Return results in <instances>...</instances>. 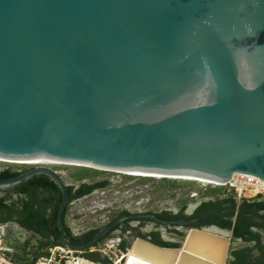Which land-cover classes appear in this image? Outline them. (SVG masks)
Masks as SVG:
<instances>
[{"label":"water","instance_id":"95a60500","mask_svg":"<svg viewBox=\"0 0 264 264\" xmlns=\"http://www.w3.org/2000/svg\"><path fill=\"white\" fill-rule=\"evenodd\" d=\"M0 158L264 183V0H0ZM40 175L61 243L92 246L64 239L54 170L0 192ZM202 219L177 224L179 248L137 238L125 264H224L230 239Z\"/></svg>","mask_w":264,"mask_h":264},{"label":"flooded vegetation","instance_id":"af4514ba","mask_svg":"<svg viewBox=\"0 0 264 264\" xmlns=\"http://www.w3.org/2000/svg\"><path fill=\"white\" fill-rule=\"evenodd\" d=\"M25 170L9 171L19 175ZM4 171L7 170H0V174ZM61 180L67 191V203L61 215L64 239L73 245L88 244L99 234H103L86 249L101 244L105 246L112 244L114 247L116 243L117 248L123 249L129 244L132 246L137 238L164 248H179V241L172 242L165 234L175 233L181 236L183 230L188 227L177 225L178 223L203 218L195 228L220 229L230 239L224 264H264V196H258L253 200L238 196L203 199L181 210L169 209L155 214H137L124 209L104 223L88 227L89 221L97 220L86 219L83 222L84 226L77 227L69 224V207L95 195L103 188L105 182L78 180L69 183L62 177ZM0 199L8 206L7 209L0 210V226L3 227V232L13 235L17 233L24 243L31 242L35 247L78 251L61 243L58 211L62 193L50 178L43 175L35 176L5 190ZM93 211L98 213L101 210L94 208ZM97 216L101 218V215Z\"/></svg>","mask_w":264,"mask_h":264},{"label":"rangeland","instance_id":"374dc122","mask_svg":"<svg viewBox=\"0 0 264 264\" xmlns=\"http://www.w3.org/2000/svg\"><path fill=\"white\" fill-rule=\"evenodd\" d=\"M25 169L26 167L16 169L0 163L1 171H23ZM53 170L58 172L69 183H74V181L78 180L105 182L103 188L95 195L69 207V224L77 227L84 226L83 222L86 219L97 220L93 222L89 221L88 227L94 224H100L101 222L104 223L107 219L115 216L117 212L124 209H129L137 214H155L169 209L181 210L193 206L203 199H218L226 196L237 197L234 191L228 193L223 190H215L212 187L206 188L198 185L182 184L180 182L178 184L155 180L127 179V177L117 174L95 173V171L67 166L57 167ZM2 195H4V191L0 192V196ZM94 208L100 209L101 211L96 213L93 211ZM97 214L101 215V218ZM165 236L172 242H182L184 240V234L178 236L175 233H169L165 234ZM3 237L5 248L9 250V252L5 253L4 257L5 262L8 264H37L39 262L49 264L51 259L55 260L53 264H58L61 256L64 257L62 264H67L69 261L68 258H82L94 264H117L122 260L119 264H123L124 257L129 248H131V244L123 249L117 248V245L112 247L111 244L109 246L101 244L83 251H73L67 248L60 250L59 248L35 247L32 246L31 242L24 243L23 239L17 233L13 235V233L7 234L4 232ZM69 252L70 254L68 255Z\"/></svg>","mask_w":264,"mask_h":264},{"label":"bare ground","instance_id":"6f19581e","mask_svg":"<svg viewBox=\"0 0 264 264\" xmlns=\"http://www.w3.org/2000/svg\"><path fill=\"white\" fill-rule=\"evenodd\" d=\"M0 163L6 164V165H8L10 167H13V168H16V169L17 168L18 169L19 168H25V167L26 168H32V167H35V166H44V167L50 168L52 170L55 169V168H57V167H63V166L76 167V168L86 169V170H90V171H95V173L96 172H100V173L117 174V175H120V176L127 177V179L128 178H131V179L134 178V179H137V180H155V181H160V182L164 181V182L178 183V184L180 182L182 184L198 185V186H203V187H206V188H208V187H212L213 188L214 186L223 185V183H220V182H214L212 180H207V179L198 178V177L164 175V174H150V173H139V172L126 171V170L125 171H122V170L121 171H119V170H105V169H100V168L93 167L91 165L78 164V163H74V162L30 161V160H19V159L0 158ZM134 184H136V183H134ZM262 184L264 185V183H262ZM116 245H117V243H116ZM61 249L62 248H60V250ZM181 250H182V248L179 249L178 253ZM0 252H9V250H7L5 248L4 242H3L2 247L0 248ZM69 254H70V252L68 253V255ZM130 255L131 254H130V248H129L127 254L124 257L125 260L123 261V264H125L127 258ZM68 259H69V261H68L67 264H79L80 262H83V261L84 262H88L90 264H94V263H92V262H90V261H88L86 259H82V258H78V259H70V258H68ZM120 262H122V260H120L117 264H119ZM2 263H3V259H0V264H2ZM39 264H47V263L39 262Z\"/></svg>","mask_w":264,"mask_h":264},{"label":"built area","instance_id":"2783aa9c","mask_svg":"<svg viewBox=\"0 0 264 264\" xmlns=\"http://www.w3.org/2000/svg\"><path fill=\"white\" fill-rule=\"evenodd\" d=\"M213 189L227 191L228 193L234 191L238 197H242L247 200H253L258 196H264V185L262 184V182L257 178L242 174L235 175L231 181L223 183V185L214 186ZM3 236V227L0 226V248L2 247L4 242ZM5 253L6 252H0V259H3L2 264H8L4 260ZM63 258L64 257H60L58 264L63 263ZM54 261V259H51L49 261V264H53Z\"/></svg>","mask_w":264,"mask_h":264},{"label":"trees","instance_id":"16d2710c","mask_svg":"<svg viewBox=\"0 0 264 264\" xmlns=\"http://www.w3.org/2000/svg\"><path fill=\"white\" fill-rule=\"evenodd\" d=\"M17 176L16 173H11L9 170L4 171L3 173L0 174V180H4V179H10L12 177ZM8 206L6 204H4V200L0 199V210L1 209H7Z\"/></svg>","mask_w":264,"mask_h":264}]
</instances>
